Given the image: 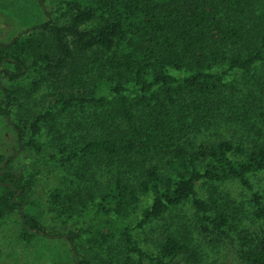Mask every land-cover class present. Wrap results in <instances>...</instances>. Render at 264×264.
<instances>
[{
  "label": "trees",
  "instance_id": "16d2710c",
  "mask_svg": "<svg viewBox=\"0 0 264 264\" xmlns=\"http://www.w3.org/2000/svg\"><path fill=\"white\" fill-rule=\"evenodd\" d=\"M37 1L48 18L0 43V74L36 72L33 89L46 85L50 96L27 139L13 124L20 146L39 147L38 122L53 119L52 108L106 105L89 126L76 121L83 133L71 146L61 143L52 158L77 163L79 179L97 170L111 174L93 188L54 191L55 209L90 219L50 232L29 205L33 178L11 169L13 155L0 152V221L17 213L26 242L45 235L76 247L87 236L113 254L101 261L76 250L75 264H200L206 240L224 245L242 221L235 199L216 185L238 180L252 189L250 176L264 172V81L259 87L229 81L264 66V0H61L65 21ZM1 87L0 125L14 98ZM202 182L213 185L210 195L198 193ZM262 199L253 191L258 226L243 240V264H264ZM187 203L191 215L181 213ZM147 225L157 232L149 239L154 250L136 233Z\"/></svg>",
  "mask_w": 264,
  "mask_h": 264
},
{
  "label": "rangeland",
  "instance_id": "374dc122",
  "mask_svg": "<svg viewBox=\"0 0 264 264\" xmlns=\"http://www.w3.org/2000/svg\"><path fill=\"white\" fill-rule=\"evenodd\" d=\"M60 1L45 0V4L48 10L53 11L52 17L56 21H65L67 9L59 8ZM47 18L45 10L37 0H0V43H8L14 36L26 30H30L31 33L35 25ZM171 71L177 75L183 74L174 69ZM37 75L36 72H32L21 78L11 79L5 72L0 74V100L4 98L1 85L14 91L10 116L4 117L0 125V152L13 155L11 169L33 178L29 205L41 224L50 232H65L84 224L90 216L61 213L51 202L52 193L56 190L69 193L77 188H93L97 179L107 181L111 173L97 170V173L92 171L87 178L79 179L74 174L77 163L62 166L52 158V155L57 152L61 143L71 146L74 139L83 133L80 127L74 129L76 121L89 126V122L103 111L106 105H77L69 111L52 108L54 118H42L38 122L41 127V133L37 135L39 147H21L19 133L13 124H20L24 129V139H27L31 133V123L36 120L37 115L50 107L46 85L37 90L33 89ZM229 81H234L235 83L230 84L237 87L244 86V83L248 87H259L260 81H264V66L247 75H233ZM250 179L252 189L243 187L238 180H226L216 185L219 192L235 199L242 221L239 228L226 237L224 245L214 247V244L206 240V255L200 264H243L240 256L243 240L258 226L252 214L253 191L260 193L264 201V172L253 174ZM197 190L200 195L208 196L214 187L209 182H202L198 184ZM147 202V198H144L141 207ZM139 211L140 209L136 212L133 223L137 220ZM192 212L190 203L182 207V214L191 215ZM155 225L156 223L152 224L153 227ZM136 233L141 237L144 247L151 248L149 239L155 238L157 232L147 225L144 229L138 228ZM23 234L21 218L17 213L10 214L0 221V264H75L76 250L87 259L101 261L112 259L113 254L107 248L91 244L87 241V236L78 239L75 247L64 237L38 235L33 241L26 242ZM152 249L154 250L153 246Z\"/></svg>",
  "mask_w": 264,
  "mask_h": 264
}]
</instances>
